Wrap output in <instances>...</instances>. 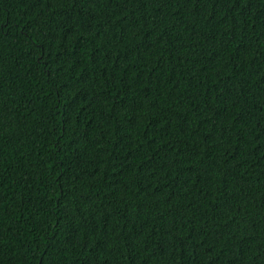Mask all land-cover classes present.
Here are the masks:
<instances>
[{"label":"trees","instance_id":"obj_1","mask_svg":"<svg viewBox=\"0 0 264 264\" xmlns=\"http://www.w3.org/2000/svg\"><path fill=\"white\" fill-rule=\"evenodd\" d=\"M0 264H264V0H0Z\"/></svg>","mask_w":264,"mask_h":264}]
</instances>
